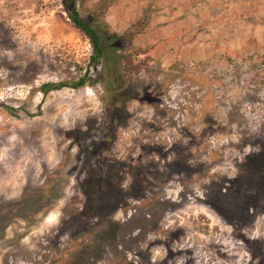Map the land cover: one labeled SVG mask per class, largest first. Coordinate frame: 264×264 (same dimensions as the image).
Segmentation results:
<instances>
[{
  "label": "rangeland",
  "instance_id": "obj_1",
  "mask_svg": "<svg viewBox=\"0 0 264 264\" xmlns=\"http://www.w3.org/2000/svg\"><path fill=\"white\" fill-rule=\"evenodd\" d=\"M0 264H264V0H0Z\"/></svg>",
  "mask_w": 264,
  "mask_h": 264
},
{
  "label": "trees",
  "instance_id": "obj_2",
  "mask_svg": "<svg viewBox=\"0 0 264 264\" xmlns=\"http://www.w3.org/2000/svg\"><path fill=\"white\" fill-rule=\"evenodd\" d=\"M73 16H74V21L78 24V26L82 28L90 36L95 50L100 54L101 49L99 43L100 42L99 36L96 33H94L92 29H90L82 19H79L77 14Z\"/></svg>",
  "mask_w": 264,
  "mask_h": 264
}]
</instances>
